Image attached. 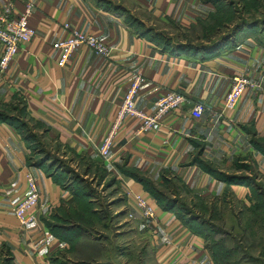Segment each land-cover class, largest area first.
Segmentation results:
<instances>
[{"label":"crops","instance_id":"crops-1","mask_svg":"<svg viewBox=\"0 0 264 264\" xmlns=\"http://www.w3.org/2000/svg\"><path fill=\"white\" fill-rule=\"evenodd\" d=\"M26 2L32 4L27 23L34 34L0 72V246L9 250L11 264H84L88 258L117 264L122 252L114 255L116 260H99L105 245L89 232L93 214L88 208L98 210L99 202L107 210L112 238L120 233L118 225L128 223V241L135 233L146 238L157 264H213L203 238L181 221L172 204L156 201L147 185L161 199L175 180L195 197L229 192L236 201L249 202L248 182L225 181L213 173L248 180L251 166L264 179V45L243 35L204 57L200 51L161 46L156 31L134 26L154 20L193 28L214 13L209 0H0V12L10 5L17 14ZM64 24L106 44L108 56L78 47L58 67L51 43L67 35ZM136 74L143 78L134 97L136 109L149 113L154 99L166 91L181 93L184 101L163 115L157 130H140L137 120L124 119L108 157L101 158L96 149ZM236 75L253 86L224 109V94ZM197 103L203 111L194 118L190 109ZM16 105L40 127L49 146L65 150L71 155L68 163L82 169L89 183L81 202L28 163L21 131L1 119H13L7 110ZM27 172L39 197L35 220L20 225L12 207L25 193ZM133 194L154 206V219L139 216ZM116 238L120 243L124 237Z\"/></svg>","mask_w":264,"mask_h":264},{"label":"rangeland","instance_id":"rangeland-1","mask_svg":"<svg viewBox=\"0 0 264 264\" xmlns=\"http://www.w3.org/2000/svg\"><path fill=\"white\" fill-rule=\"evenodd\" d=\"M209 1L215 7L214 13L209 20L199 23L193 28L181 29L170 23H159L154 20L147 21L145 27L136 23H134V26L137 31H144L147 28L149 34L156 31V41L161 46L175 48L178 51L202 52L203 49L208 51L222 37L228 38L230 43L233 39L236 40L243 35H249L259 44L264 45V0ZM228 41L225 43L228 44ZM7 112L12 115L14 121L19 125L22 134L27 137L28 163L39 166L46 175H51L52 180L64 189H73V186L81 181L89 183L82 177V169L75 170L72 164L68 163V160H71V155L67 154L65 150H56L53 146H49L40 134V127L27 118L20 107L16 105L8 109ZM247 170L252 175L250 185L252 192L249 196V200L252 202L246 204L236 201L234 196H230L228 192L216 197L197 198L175 180H172L171 185L168 186V191L172 194L167 193V189L163 190L165 197L175 201L174 209L179 217L189 219V227L192 230L201 232L200 236L210 250L222 254L224 249L237 246L236 249L228 251L227 255H223L222 259L219 258V264H222L223 259L226 262H235L240 260L241 256L246 258L240 260V264H254L261 261L258 246L249 245L248 239L243 235L242 227L247 226V228H250L253 226L248 230L256 234L261 232L264 236L263 230L258 229V217H253L256 204L258 202L264 204V198L259 196V194L264 196V179L257 177L251 166H248ZM96 207L99 211L105 209L102 202L96 204ZM192 217H195L196 220H191ZM104 220L108 222V219ZM101 223H96L95 228L90 231L94 239H97L99 246L105 245L101 249L102 253L99 260H114V255L122 252L120 258L117 259V264H157L152 257L146 238L135 233L131 235V241H128V235L130 232L132 233L129 230L128 223L117 226L120 233L115 235V238H112L111 223L108 222L105 228L102 227ZM248 230L245 229L244 233L247 234ZM116 237L127 239L123 240L124 238H122L119 243L115 241ZM118 244H121L120 247H122L120 248ZM118 247L120 249H117ZM125 250H127L126 252L130 251V257L126 254L123 255ZM88 259L92 262L91 258ZM109 264H112V262H109Z\"/></svg>","mask_w":264,"mask_h":264},{"label":"built area","instance_id":"built-area-1","mask_svg":"<svg viewBox=\"0 0 264 264\" xmlns=\"http://www.w3.org/2000/svg\"><path fill=\"white\" fill-rule=\"evenodd\" d=\"M31 9L32 4L26 2L23 9L17 14L11 13L10 5L3 7L0 12V72L6 68L17 53L20 43L29 41L34 34L33 29L27 23ZM63 28L67 30V35L51 43V47L58 53L56 60L58 67H63L78 47H85L102 57L108 56L109 47L96 37L81 33L74 28H68L66 24ZM142 82L143 78L140 75L136 74L131 77L109 128L96 149L99 157H108L113 137L124 119L130 117L137 120L140 130H157L163 115L178 108L184 101V96L181 93L166 91L154 99L152 110L149 113H144L134 106V97ZM252 84V81L245 76L232 77L229 89L223 97V108L231 109L243 91L252 87ZM202 111L203 106L197 103L190 109V115L199 118ZM25 186L24 195L12 207V213L20 225H27L35 220L39 197L34 178L29 172L25 174ZM131 198L143 220L149 222L155 218L154 206L146 198L139 194H133Z\"/></svg>","mask_w":264,"mask_h":264},{"label":"trees","instance_id":"trees-1","mask_svg":"<svg viewBox=\"0 0 264 264\" xmlns=\"http://www.w3.org/2000/svg\"><path fill=\"white\" fill-rule=\"evenodd\" d=\"M211 17V16H210ZM210 17H209V19H210ZM208 19V20H209ZM229 39L227 38L226 39V37H222L221 39H219L217 42H215L212 46H211V48H210V50H208V51H206V49L204 50H201L202 52H201V55L202 56H204V57H209V56H213L216 52H217V50L218 49H220L221 47H223L226 43V41H228ZM224 41V43H222ZM229 42V41H228ZM204 52V53H203ZM21 111H22V109H21ZM1 119L2 120H4V121H7V122H9L10 124H13V125H16L18 128H19V125L14 121V119H7V118H5V117H1ZM21 134H22V132H21ZM23 135V134H22ZM23 137L25 138V140H26V142H27V137H26V135H23ZM28 144V143H27ZM215 176H216V178H219V179H222V180H225V181H231V182H241V183H246V182H248V184L249 185H251V179L252 178H250V179H248V180H246V178H243V177H240V176H226V175H224V174H222V173H220V174H218V173H213ZM50 177H52L51 175H50ZM54 182H56V181H54ZM57 183V182H56ZM86 184L87 183H85V182H79V183H77L75 186H73V189H70V191L74 194V196H75V201L76 202H81V200H82V195L83 194H85L84 192V190H85V187H86ZM147 187H148V190L150 191V194L153 196V198H155L156 199V201H158V202H162L163 203V205L165 206L166 205V207L168 206V205H173V206H175V201H173V200H170V199H168V197H164V199H161V196L159 195V193H157L156 192V190L154 189V188H152L150 185H147ZM84 191V192H83ZM83 192V193H82ZM251 186H250V194H251ZM229 193V192H228ZM86 195V194H85ZM229 195H230V193H229ZM231 196V195H230ZM251 196V195H250ZM259 196H261L262 198H264V196L263 195H261V194H259ZM197 198H200V197H197ZM202 199H204V198H202ZM160 200V201H159ZM248 201L249 202H252V201H250L249 200V197H248ZM257 206H256V208L253 210V217L254 218H257L258 217V229H261V230H263V233H264V204L263 203H261V202H258L257 204H256ZM91 206V205H90ZM174 208V207H173ZM256 209H258V210H256ZM88 210H89V212L90 213H92L93 215L92 216H90V224H82V225H84V226H88V228H89V232L92 230V229H94L95 227V224L96 223H98V222H102L101 224H102V227L103 228H105V227H107V223L108 222H106L104 219H108V215H107V210H105V209H103V211H99V210H95V211H92L91 210V208L89 207L88 208ZM175 210V209H174ZM176 212V211H175ZM82 215H83V213H82ZM176 215L179 217V215L176 213ZM105 217H107V218H105ZM180 218V217H179ZM181 219V218H180ZM191 220H196V218L195 217H192V218H190ZM108 221V220H107ZM181 221L188 227V228H190L189 227V224H188V221H189V219H187V218H185V219H181ZM253 227V226H252ZM252 227H250V228H247V226H244V227H242V231H243V235H244V237L246 238V239H248V241H249V245H257L258 246V248H259V250H258V254L260 255V258H261V261H258V262H255L254 264H264V236L261 234V232H259V234H256L255 232H253V231H249L248 229H251ZM191 229V228H190ZM245 229H247L248 230V233L247 234H245L244 233V231H245ZM192 230V229H191ZM194 233H196V234H199L200 235V233L201 232H198V231H195V230H192ZM239 241V240H238ZM204 247H205V249L207 250V252H208V254H209V257H210V259H211V261H212V263L213 264H219L218 263V259L219 258H221L222 259V257H223V255H227V253H228V251H231L232 249H236L237 248V246H235V247H231L230 249H224L223 251H222V254H219V253H215L214 251H212V250H210L205 244H204ZM242 258H240V260H243V259H245L246 257L245 256H241ZM240 260H237V261H235V262H233V261H229V262H226V260L225 259H223L222 260V264H240ZM60 264H66L65 262H59ZM0 264H11V262H10V253H9V250L7 249V247H5L4 245H1L0 246ZM84 264H96V263H92V262H86V263H84Z\"/></svg>","mask_w":264,"mask_h":264}]
</instances>
